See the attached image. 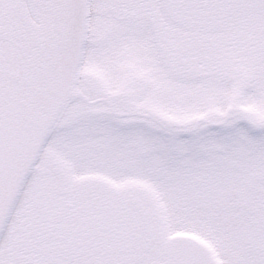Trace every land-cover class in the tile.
Segmentation results:
<instances>
[{
  "label": "snow or ice",
  "instance_id": "1",
  "mask_svg": "<svg viewBox=\"0 0 264 264\" xmlns=\"http://www.w3.org/2000/svg\"><path fill=\"white\" fill-rule=\"evenodd\" d=\"M0 264H264V0H0Z\"/></svg>",
  "mask_w": 264,
  "mask_h": 264
}]
</instances>
